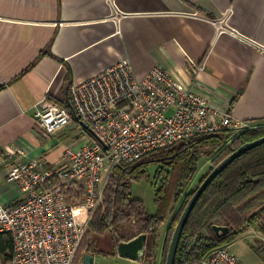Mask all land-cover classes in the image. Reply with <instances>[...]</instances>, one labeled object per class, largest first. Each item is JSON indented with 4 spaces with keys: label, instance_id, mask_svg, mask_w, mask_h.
Masks as SVG:
<instances>
[{
    "label": "crops",
    "instance_id": "1",
    "mask_svg": "<svg viewBox=\"0 0 264 264\" xmlns=\"http://www.w3.org/2000/svg\"><path fill=\"white\" fill-rule=\"evenodd\" d=\"M224 15L232 32L217 35L214 21ZM122 59L137 77L158 65L194 87L216 120L224 112L245 125L264 122V0H0L1 205L22 198L6 162L58 167L65 149L82 143L86 129L76 119L52 134L38 129L35 105L68 106L70 83ZM169 221L161 244L157 232L152 259L160 264Z\"/></svg>",
    "mask_w": 264,
    "mask_h": 264
},
{
    "label": "built area",
    "instance_id": "2",
    "mask_svg": "<svg viewBox=\"0 0 264 264\" xmlns=\"http://www.w3.org/2000/svg\"><path fill=\"white\" fill-rule=\"evenodd\" d=\"M214 23L217 35L232 32L226 15ZM67 96V107L38 102L33 117L46 134L63 129L73 119L88 125L89 130L82 129L81 145L67 147L58 167L39 160L6 162L7 182L17 184L22 192L17 203L0 204V234H8L12 241L6 264H77L86 216L100 205L116 164L137 161L199 134L248 127L224 112L216 120L204 94L184 87L161 66L137 77L128 59L70 83ZM170 108L173 112L167 115ZM12 153L26 154L20 148L6 149L5 154ZM52 176L59 183L41 189ZM79 191L80 200L75 195ZM203 261L246 264L227 246L213 249Z\"/></svg>",
    "mask_w": 264,
    "mask_h": 264
},
{
    "label": "trees",
    "instance_id": "3",
    "mask_svg": "<svg viewBox=\"0 0 264 264\" xmlns=\"http://www.w3.org/2000/svg\"><path fill=\"white\" fill-rule=\"evenodd\" d=\"M61 105L67 107L64 103ZM261 136H264V122L240 130L221 129L154 150L137 161L116 164L108 177L100 205L87 216V230L76 263L86 253L114 254L119 240L130 239L140 233L147 235L143 259H152L158 249V229L170 218L162 247L161 264H164L175 226L202 180L240 145ZM202 157L209 158L211 164L191 183ZM149 165L157 166L156 182L159 184L154 213L147 210L141 199L133 197L130 189V182L142 177ZM57 183L58 178L52 176L40 188ZM75 195L82 196V192ZM133 219L138 228L133 232L127 231V237L119 236L120 230L128 228ZM215 224L227 225L229 230L217 235L213 229ZM253 227L264 237V143L234 159L205 188L184 225L174 264H199L213 249L228 246ZM107 232L112 252L98 248L94 240V237ZM11 247L10 236L0 234V251L4 253L6 262L10 258ZM257 250L259 252L260 249ZM261 253L264 255V250Z\"/></svg>",
    "mask_w": 264,
    "mask_h": 264
},
{
    "label": "rangeland",
    "instance_id": "4",
    "mask_svg": "<svg viewBox=\"0 0 264 264\" xmlns=\"http://www.w3.org/2000/svg\"><path fill=\"white\" fill-rule=\"evenodd\" d=\"M173 112V109L170 108L167 111V115H170ZM209 158L202 157L199 161L198 171L196 173L195 178L192 180L193 183L197 177L204 174L210 165ZM156 165L147 166V172L142 175L139 179H134L130 182L131 194L133 197L141 199L147 210L151 213L156 211V202H155V193L156 188L158 187V183L156 182ZM77 197V196H76ZM82 198L81 195L77 197L78 200ZM94 212V211H93ZM92 212L89 213L91 215ZM89 215H87L89 217ZM86 216V218H87ZM84 217V215H82ZM85 221L88 223L87 219ZM166 222L161 225L158 229L159 236V244H161L163 240V232L165 228ZM138 228L137 222L133 219L128 228H122L119 232V236H128L127 231H135ZM108 233V232H107ZM118 235V234H117ZM94 240L97 241V247L103 250L109 251L112 246L110 242V235L105 234L101 237H94ZM255 246V247H254ZM228 248L237 254V256L246 264H264V255L261 251L264 250V237L261 232L253 227V229H248L243 232L238 239L228 245ZM260 249L259 252L257 249ZM81 252V251H80ZM81 260V259H80ZM79 260V261H80ZM137 260L133 261L132 259L122 257L120 255L109 254L103 255L100 253H95L94 255V264H138ZM135 262V263H134ZM144 264H160V259H151L148 257L144 258ZM0 264H6L4 259V253L0 251ZM199 264H204V262H200Z\"/></svg>",
    "mask_w": 264,
    "mask_h": 264
},
{
    "label": "water",
    "instance_id": "5",
    "mask_svg": "<svg viewBox=\"0 0 264 264\" xmlns=\"http://www.w3.org/2000/svg\"><path fill=\"white\" fill-rule=\"evenodd\" d=\"M82 125L89 130L88 125L82 123ZM264 143V136H261L252 141H248L240 145L228 156H226L222 161L215 165L212 170L206 175V177L199 184L192 197L189 199L187 205L185 206L172 234L171 240L169 242L165 263L164 264H174L175 256L177 253V248L182 235L184 225L192 211L195 203L197 202L200 195L203 193L205 188L213 181V179L220 173L224 168H226L234 159L239 157L246 151L261 145ZM213 229L217 235L223 234L229 230L227 225L215 224ZM147 235L145 233L137 234L136 236L127 239L119 240L115 246V251L118 255L129 258L132 260L141 261L145 255ZM77 264H94V254L86 253L83 255L81 260Z\"/></svg>",
    "mask_w": 264,
    "mask_h": 264
}]
</instances>
